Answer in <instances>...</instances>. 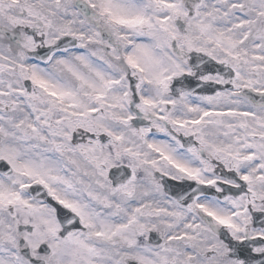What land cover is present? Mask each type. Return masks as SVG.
<instances>
[{
	"label": "snow or ice",
	"instance_id": "obj_1",
	"mask_svg": "<svg viewBox=\"0 0 264 264\" xmlns=\"http://www.w3.org/2000/svg\"><path fill=\"white\" fill-rule=\"evenodd\" d=\"M0 264H264V0H0Z\"/></svg>",
	"mask_w": 264,
	"mask_h": 264
}]
</instances>
